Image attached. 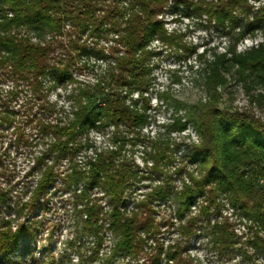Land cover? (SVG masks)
Returning <instances> with one entry per match:
<instances>
[{
    "label": "trees",
    "instance_id": "16d2710c",
    "mask_svg": "<svg viewBox=\"0 0 264 264\" xmlns=\"http://www.w3.org/2000/svg\"><path fill=\"white\" fill-rule=\"evenodd\" d=\"M262 1L173 0L176 8L206 16L228 33L238 30L237 41L258 32L262 36L245 51L231 45L204 59L200 73L206 98L194 104L177 101V112L167 127L170 134L191 126L198 136L178 157L180 144L175 140L142 133L150 122L151 60L157 53L151 44L157 41L196 53L180 34L165 27L169 0H0V71L13 82L10 89H0V131H11L16 149L39 148L25 173L28 177L39 173V178L27 198L18 201L15 214L0 184V209L9 214L0 215V259L11 261L23 243L29 247L36 241L34 219L60 188L69 194L79 219L78 238L86 237L92 245L86 259L78 255L79 264L99 259L107 231L113 247L106 264L120 257H131L133 264H158L163 254L169 264H194L180 246L170 245L164 251L156 243L153 253L145 252L149 240L161 233L157 202L176 205L174 215L185 238L192 236L198 218L205 217L213 241L230 248L240 242L229 219L210 221L220 213L221 200H226L245 220L247 243L264 257V120L252 111L220 106L222 90L231 78L248 92L255 87L264 90ZM103 42L112 44L106 47ZM197 57L201 61L204 54ZM91 62L101 63L95 81H77L74 72L93 69ZM65 82L77 84L68 96L69 110L49 99L50 90ZM251 97V102L264 100L262 92ZM108 128L113 129L114 147L93 148L90 132ZM127 146L143 148L144 170L126 155ZM6 157L9 154L0 153L2 175ZM191 164L196 168L186 171ZM156 176L161 178L158 183ZM145 180L149 190L128 209L127 191ZM197 205L198 214L192 216ZM144 254L148 263L141 261Z\"/></svg>",
    "mask_w": 264,
    "mask_h": 264
},
{
    "label": "rangeland",
    "instance_id": "374dc122",
    "mask_svg": "<svg viewBox=\"0 0 264 264\" xmlns=\"http://www.w3.org/2000/svg\"><path fill=\"white\" fill-rule=\"evenodd\" d=\"M196 1V0H193ZM209 1V0H208ZM251 4L259 5L254 1ZM264 0L261 2L263 3ZM165 27L169 32H175L182 36L183 42L188 46L196 48V53L190 54L180 47H168L157 41L151 44V48L156 51L152 57V90L149 93L150 116L149 124L142 130V133L151 138H171L180 144L176 151L178 157L187 153L193 142L198 141V136L190 126L182 133H168V125L171 124L176 112L177 101L185 104H194L200 99L206 98V92L202 86L203 80L200 70L203 67L204 59L211 58L214 52L223 53L231 45H236L238 51H245L262 41L261 33H256V37L247 35L242 41H237L236 30L228 33L226 29L217 26L215 22H209L206 16L199 17L193 12H186L185 7L176 8L173 0H169L168 7L163 14ZM92 45V43L89 41ZM109 46L112 43H102ZM203 53L204 57L199 60L197 55ZM95 67L85 69L83 72H74V78L82 83H92L100 71V62H91ZM12 78L0 71V89L8 90L12 87ZM77 84H58L49 92V99L59 106L70 109L71 102L68 96L72 93ZM264 94V90L253 88L248 92L244 85L236 78H231L228 86L222 90L220 106L229 110L252 111L257 117L264 120V100L251 102V96ZM136 97V95H135ZM167 97V99H166ZM184 114V111H179ZM30 129H28L29 131ZM35 134V132H33ZM126 134V133H124ZM90 143L93 148L106 150L113 148V129L108 128L103 131L93 130L89 134ZM39 148L16 149L13 136L10 130L0 131V153L9 154L6 157L7 169L5 175L0 174L1 189L8 192L11 214H15V206L18 201H23L30 194L28 193L36 185L39 173L28 177L25 173L32 167L33 157ZM126 155H132L137 164L144 170L147 166L142 159L143 148L138 146L132 148L127 146ZM196 166L191 164L186 171H191ZM1 171V170H0ZM156 183L161 178L155 177ZM150 183L143 181L137 188L128 190L131 203L128 209H132L135 203L141 199L149 190L145 187ZM155 183V184H156ZM174 184L179 187L180 182L176 180ZM60 186V185H58ZM131 193V195H130ZM27 194V195H26ZM105 210H108L106 199L102 203ZM199 205L193 208L192 216L198 214ZM157 221H162L161 233L149 240L146 246V253L155 251L156 243L163 245L164 251L170 245L180 246L186 250L185 256L189 255L194 264H264V257L253 245L247 243L249 229L245 220L236 215L226 200H221L220 213L212 215V223L218 220L229 219L232 230L236 234L239 244L230 248L213 241L208 222L205 217H199L198 222L193 227V234L190 238H185L179 231V222L175 218L176 205L174 203L157 202L154 206ZM73 211V203L69 194L60 188L56 194L49 197L46 209L37 213L34 219L37 222V239L31 242L28 247L23 243L11 261L0 259V264H51L50 256L55 258V264H79L78 255H84V259L90 254L92 245L84 237L79 239L77 228V216ZM0 215L5 217L9 214L5 209H0ZM13 217V215L11 216ZM173 222L169 225L167 222ZM187 220L184 221V223ZM264 238V234H262ZM72 244V245H71ZM113 247V236L110 232L105 233V241L101 247L99 259L88 264H106V255H110ZM79 260V261H78ZM141 261L148 263L147 255L141 256ZM131 257H120L113 264H133ZM158 264H169L163 254Z\"/></svg>",
    "mask_w": 264,
    "mask_h": 264
}]
</instances>
